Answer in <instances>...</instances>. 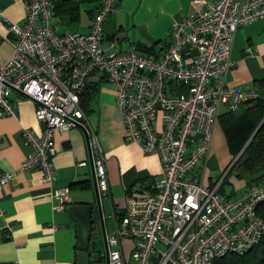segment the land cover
Wrapping results in <instances>:
<instances>
[{
  "label": "built area",
  "instance_id": "2783aa9c",
  "mask_svg": "<svg viewBox=\"0 0 264 264\" xmlns=\"http://www.w3.org/2000/svg\"><path fill=\"white\" fill-rule=\"evenodd\" d=\"M16 1L24 17L21 24L4 20L12 52L0 62V117L15 115L10 94L16 92L34 103L41 128L35 135L20 127L29 151L18 170L38 168L43 182L51 185L53 134L78 124L97 193L107 194L105 156L78 102L94 72L113 87L126 140L158 157L160 175L147 182L140 196L124 197L122 215L105 234L107 264H212L264 240V222L255 211L264 201V183L231 197L219 191L221 179L205 186L199 168L209 154L221 106L234 112L257 97L254 91L228 86L224 77L232 66L235 29L264 20V0L202 2L171 23L167 44L153 53L134 46L126 51L113 44L101 47L103 22L115 12L116 0H100L84 34L56 33L50 0ZM10 177L1 174L0 185ZM53 197L55 208L63 209L68 188H56Z\"/></svg>",
  "mask_w": 264,
  "mask_h": 264
},
{
  "label": "crops",
  "instance_id": "0c3cea01",
  "mask_svg": "<svg viewBox=\"0 0 264 264\" xmlns=\"http://www.w3.org/2000/svg\"><path fill=\"white\" fill-rule=\"evenodd\" d=\"M77 1L80 2L76 23H68L65 18L52 15L56 33L87 32L90 22L87 10L99 7L100 0ZM214 1L116 0L115 12L103 22L101 47L113 44L115 50L126 51L130 46L156 45L159 51L168 42L170 25L174 20L187 16L202 2ZM23 17L19 2L0 0V62H5L12 52L4 20L21 24ZM229 57L232 66L225 74V83L258 94L255 82L264 80V20L235 29ZM87 82L96 83L98 87L96 94L87 101L85 117L96 132L105 156L108 191L105 196L97 195L103 230L108 234L123 213L124 197L140 196L147 182L160 175L161 166L155 154L144 153L138 145L126 140L112 85L99 72L92 73ZM10 100L15 115L0 117V175L11 174L7 182L0 185V264H73L76 223L66 206L90 205V234L93 238L95 235L99 237L92 184L94 176L88 161L86 139L76 126L53 134L54 153L50 163L55 179L51 185L43 182L38 168L18 170L24 154L29 151L23 144L20 127L30 129L35 135L41 133V128L30 99L11 92ZM242 109L243 104H240L236 111ZM226 112L225 106H221L209 154L200 163L205 186H211L220 179L211 178V174L214 171L223 174L232 159V148L226 142L221 126L220 116ZM80 162L85 164L79 165ZM261 182L264 183V179ZM62 187L68 188L69 201L63 209H56L53 191ZM244 190L243 185L240 193ZM222 191L236 197L233 190L232 195L224 188ZM6 226L11 230L8 231Z\"/></svg>",
  "mask_w": 264,
  "mask_h": 264
},
{
  "label": "trees",
  "instance_id": "16d2710c",
  "mask_svg": "<svg viewBox=\"0 0 264 264\" xmlns=\"http://www.w3.org/2000/svg\"><path fill=\"white\" fill-rule=\"evenodd\" d=\"M79 2L77 0H50L51 14L65 18L68 23H76L79 19ZM97 10L98 6L94 9L87 10V15L90 20ZM135 48L145 53L158 51L156 45L137 46ZM255 86L258 89V94L253 101L243 103L242 110L226 112L220 116L226 142L232 148V159L228 164V166L230 164L231 166L220 180L219 191H222L224 184L228 182L226 177L230 173L234 177L243 180L244 189L264 179V119L262 120L264 116V91L261 90L264 88V80L255 82ZM97 90L96 83L86 82L82 93L79 95L78 102L84 115L88 111L87 101L96 94ZM261 120L262 122L260 123ZM254 130L255 132L250 137ZM249 137L250 139L248 140ZM245 143L246 145L240 152ZM239 152L240 154L237 155ZM221 176L222 174L219 178ZM144 183L146 184V182ZM231 192L232 190H230V195H232ZM255 211L264 222V201H261L256 206ZM89 238L90 241L94 239L91 234ZM99 261V257L94 258L92 261L90 260V262ZM212 264H264V240L258 241L240 254L229 253L215 258Z\"/></svg>",
  "mask_w": 264,
  "mask_h": 264
},
{
  "label": "water",
  "instance_id": "95a60500",
  "mask_svg": "<svg viewBox=\"0 0 264 264\" xmlns=\"http://www.w3.org/2000/svg\"><path fill=\"white\" fill-rule=\"evenodd\" d=\"M263 119H264V116H263L262 120ZM262 120L260 121V123L262 122ZM259 124H258V126H259ZM76 127H78L82 131V133L85 137V133H84L82 127L78 124L76 125ZM257 127H256V129H257ZM255 130L252 132L250 137L253 135ZM250 137L248 138V140L250 139ZM85 139H86V137H85ZM248 140H247V142H248ZM246 143L243 145L240 152L242 151V149L244 148ZM240 152L237 155H239ZM88 161H89V165L91 166L90 158L88 159ZM230 166H231V164L223 172L220 179H222V177L226 174V172ZM92 184H93V191H94V204H95V207H96V210L98 213V227H99L98 236L102 242V247H103V249H102L103 264H107L105 233L103 230L102 221L100 219V207H99L98 195H97L98 193L96 190L94 179L92 180ZM91 209H92L91 206L87 205V204H77V205L66 206L67 212L70 214V216H72V218L74 219V221L76 223V245H75L73 264H90L91 263L90 262L91 257L95 253V246L94 245H95V240L97 238V235L94 236V239L92 240L91 244H90V238H89L90 227H91V223H92V221H91Z\"/></svg>",
  "mask_w": 264,
  "mask_h": 264
},
{
  "label": "rangeland",
  "instance_id": "374dc122",
  "mask_svg": "<svg viewBox=\"0 0 264 264\" xmlns=\"http://www.w3.org/2000/svg\"><path fill=\"white\" fill-rule=\"evenodd\" d=\"M82 17L85 18L84 14L81 15ZM221 174L218 172V171H214L213 174H211V178H219ZM226 179L228 180L227 183L224 184V189L226 192L230 191V190H233L236 194V197H238L241 193V188H243V180L240 179V178H237V177H234L233 174H228ZM240 193V194H239ZM128 240L124 239L122 241V251H123V254L124 256L127 255V252L129 250V244L127 242ZM102 244L101 243H98L96 245V253L94 254V256L91 258V261L94 259V258H100V261L99 262H91L90 264H103V255H102Z\"/></svg>",
  "mask_w": 264,
  "mask_h": 264
},
{
  "label": "flooded vegetation",
  "instance_id": "af4514ba",
  "mask_svg": "<svg viewBox=\"0 0 264 264\" xmlns=\"http://www.w3.org/2000/svg\"><path fill=\"white\" fill-rule=\"evenodd\" d=\"M92 243V240L90 241V244ZM98 243H101L102 244V242H101V240H100V238L99 237H97L96 238V240H95V251H96V245L98 244Z\"/></svg>",
  "mask_w": 264,
  "mask_h": 264
}]
</instances>
